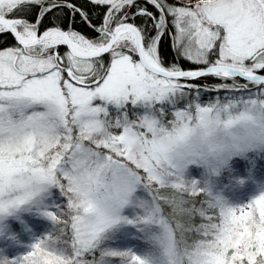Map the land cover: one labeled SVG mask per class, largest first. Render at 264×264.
I'll list each match as a JSON object with an SVG mask.
<instances>
[{
	"label": "snow or ice",
	"instance_id": "1",
	"mask_svg": "<svg viewBox=\"0 0 264 264\" xmlns=\"http://www.w3.org/2000/svg\"><path fill=\"white\" fill-rule=\"evenodd\" d=\"M254 105L264 0H0V264H264V191L167 154Z\"/></svg>",
	"mask_w": 264,
	"mask_h": 264
},
{
	"label": "clouds",
	"instance_id": "2",
	"mask_svg": "<svg viewBox=\"0 0 264 264\" xmlns=\"http://www.w3.org/2000/svg\"><path fill=\"white\" fill-rule=\"evenodd\" d=\"M264 150V106L242 109H215L203 122L193 121L183 137L168 145V156L184 172L189 166L202 168L199 178L206 192L214 191L216 178L230 166L233 157Z\"/></svg>",
	"mask_w": 264,
	"mask_h": 264
},
{
	"label": "trees",
	"instance_id": "3",
	"mask_svg": "<svg viewBox=\"0 0 264 264\" xmlns=\"http://www.w3.org/2000/svg\"><path fill=\"white\" fill-rule=\"evenodd\" d=\"M149 8H151L150 5ZM7 43H13L11 36L7 38ZM162 44L166 50L169 52L171 51L167 37L162 39ZM181 64L184 67L195 66L185 60H181ZM207 79L209 81L213 80L211 77ZM201 82L202 81L199 79L195 81V83ZM256 155V158L250 155L247 160L242 157L236 158L231 163V169L224 170V172L216 178L214 191H219L228 203H245L263 191L262 182H264V152H257ZM20 250H22L21 245L19 246V251Z\"/></svg>",
	"mask_w": 264,
	"mask_h": 264
},
{
	"label": "rangeland",
	"instance_id": "4",
	"mask_svg": "<svg viewBox=\"0 0 264 264\" xmlns=\"http://www.w3.org/2000/svg\"><path fill=\"white\" fill-rule=\"evenodd\" d=\"M176 2L177 3H180V2H184V0H176ZM198 80V79H197ZM259 152H264V150H260ZM257 154V151H250L248 154H247V156L246 157H242V156H239V155H237V156H235V157H233L232 159H231V161H230V166L228 167V168H226L227 170H229V169H231V163L236 159V158H238V157H242V158H245L246 160H247V158L250 156V155H252L253 157H255L256 158V155ZM225 169V170H226ZM201 172H202V168H200V167H198V166H196V165H191V166H189V169H188V171L186 172V175H195L196 176V178H199L200 177V175H201ZM224 172V171H223ZM200 174V175H198V174ZM262 188H263V191H264V182H262ZM243 204V203H242ZM32 242V237H28L27 239H25L24 241H23V243H22V245H21V248H22V250H20V251H25L26 250V248L24 247V245H27V244H29V243H31Z\"/></svg>",
	"mask_w": 264,
	"mask_h": 264
}]
</instances>
